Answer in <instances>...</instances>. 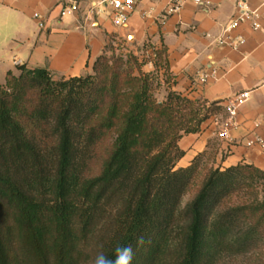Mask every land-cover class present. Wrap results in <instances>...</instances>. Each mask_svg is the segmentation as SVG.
<instances>
[{
    "label": "trees",
    "instance_id": "1",
    "mask_svg": "<svg viewBox=\"0 0 264 264\" xmlns=\"http://www.w3.org/2000/svg\"><path fill=\"white\" fill-rule=\"evenodd\" d=\"M116 51L90 75L19 66L0 84V264H93L117 243L132 264H264V171L206 152L180 167L215 105L171 89L164 52Z\"/></svg>",
    "mask_w": 264,
    "mask_h": 264
},
{
    "label": "crops",
    "instance_id": "2",
    "mask_svg": "<svg viewBox=\"0 0 264 264\" xmlns=\"http://www.w3.org/2000/svg\"><path fill=\"white\" fill-rule=\"evenodd\" d=\"M103 1L0 0V84L6 83L9 72L17 75L19 66L47 69L56 79L93 74L95 62L110 44L136 56L154 52L155 58V52H164L171 89L216 109L200 134L181 140L186 157L179 166H188L213 147L216 167L248 164L264 171V144L246 146L253 131L264 141V0H243L260 11L261 29L239 25L232 36L246 42L238 50L219 47L213 39L222 36L237 17L239 0H205L202 5L184 0L181 11L168 17L169 0H140L124 26L113 23L112 9ZM74 4L78 11L63 16ZM35 15L41 17L43 29ZM155 70L154 62L145 65L146 73ZM204 75L209 78L202 83L199 79ZM244 93L249 99L238 108L237 128L229 144L221 137L228 119L225 107Z\"/></svg>",
    "mask_w": 264,
    "mask_h": 264
},
{
    "label": "built area",
    "instance_id": "3",
    "mask_svg": "<svg viewBox=\"0 0 264 264\" xmlns=\"http://www.w3.org/2000/svg\"><path fill=\"white\" fill-rule=\"evenodd\" d=\"M140 0H104L103 4H106L112 9L113 23L116 26H124L127 24L130 15L135 11L136 5ZM168 8L165 12V17L177 14L181 11L184 0H169ZM197 5H202L205 0H192ZM78 11V5L74 4L66 8L63 12L64 15H72ZM237 17L225 28L222 36L213 39V43L219 47H229L233 50H238L241 46L245 44V39L243 37H233L232 32L239 27L241 24L249 23L254 31H259L261 29V13L258 9L252 10L243 0L237 2ZM34 18L39 22V28H44V23L39 15H35ZM208 38L211 35H207ZM17 66L20 62L16 63ZM209 76H202L199 81L205 83ZM249 94L244 93L232 101H230L226 107L225 111L228 115L227 121L223 124L221 129V137L224 141L229 144L233 143L232 130L237 128L236 117L238 115V108L240 105L248 101ZM264 144L263 139L256 133L252 132L251 138L246 142L248 148L255 147L257 145L262 146Z\"/></svg>",
    "mask_w": 264,
    "mask_h": 264
},
{
    "label": "clouds",
    "instance_id": "4",
    "mask_svg": "<svg viewBox=\"0 0 264 264\" xmlns=\"http://www.w3.org/2000/svg\"><path fill=\"white\" fill-rule=\"evenodd\" d=\"M145 239L143 236L138 237L137 246H143ZM135 257V249L131 244H120L117 243L114 249V258L109 257L103 252L97 253L93 264H132Z\"/></svg>",
    "mask_w": 264,
    "mask_h": 264
},
{
    "label": "rangeland",
    "instance_id": "5",
    "mask_svg": "<svg viewBox=\"0 0 264 264\" xmlns=\"http://www.w3.org/2000/svg\"><path fill=\"white\" fill-rule=\"evenodd\" d=\"M117 51V53H129V51L126 48H123L121 46H113ZM145 71V67L143 68ZM5 85V84H4ZM166 87H161L159 89L156 90V97L157 99L162 102L166 99L167 96V92L165 91ZM207 165L209 166H215L216 165V151L215 148L211 147L210 150L206 151V154L204 155V159H203ZM184 165L187 164L186 162L183 163ZM97 172V170H96ZM191 195H188L185 200L183 201V205L185 206L189 200L191 199ZM248 262L246 260H234L231 264H247ZM83 264H89V262L87 263H83Z\"/></svg>",
    "mask_w": 264,
    "mask_h": 264
}]
</instances>
